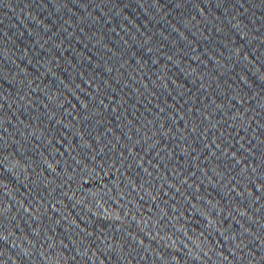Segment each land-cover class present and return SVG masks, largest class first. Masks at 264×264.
<instances>
[{"label": "water", "instance_id": "water-1", "mask_svg": "<svg viewBox=\"0 0 264 264\" xmlns=\"http://www.w3.org/2000/svg\"><path fill=\"white\" fill-rule=\"evenodd\" d=\"M0 264H264V0H0Z\"/></svg>", "mask_w": 264, "mask_h": 264}]
</instances>
